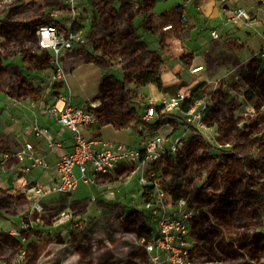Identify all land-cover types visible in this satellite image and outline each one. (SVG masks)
<instances>
[{"label":"crops","instance_id":"1","mask_svg":"<svg viewBox=\"0 0 264 264\" xmlns=\"http://www.w3.org/2000/svg\"><path fill=\"white\" fill-rule=\"evenodd\" d=\"M170 1L175 3L170 5ZM37 2L44 5L47 0H0V8H4L0 11V264L63 263V258L68 257L65 253H68L73 245L72 238H76L78 234V239L81 238V231L77 229L80 228L79 223L75 225L77 228L72 227L71 224L59 227V223L65 224L66 218H63L60 222L55 220L52 226L45 221L43 213L36 214L35 223L31 229L22 231L20 226L34 203L29 189L36 185L45 188L53 186L59 178L56 164L73 145L72 134L58 126L53 117H47L42 109L43 102L47 104L54 102V91L49 88L50 74L53 69L52 54L48 51L30 52L21 49L20 44L23 42L35 41V39L27 40L25 35L31 32L30 34L34 33L35 38L36 29L31 26L21 27L20 18L29 14L31 5ZM101 2H103L102 9ZM76 3L77 16L74 20L71 10L62 2L58 3L61 9L56 14L61 30L82 31L84 34L83 44L75 43L71 52H64L61 55L60 62L68 71V77L89 63L98 65V71L101 73L100 90L95 92L93 97L87 98L81 105L73 100L75 105L85 106L99 116L98 125L84 131L87 139L94 138L93 136L102 127L113 125L116 130L127 129L136 133L138 142L134 148L140 147L143 140L159 134L174 137L177 133H185L186 145L187 140L193 139L194 136L201 138L199 132L203 130L193 128L187 130L185 115L180 110L167 112L168 116L159 125L156 124L158 118L165 114L160 111L155 119L149 122L144 121L150 101H153L154 106L159 110L164 102L178 92L186 93L188 96L195 89L203 92L217 80H223L220 90H229L228 86H235L245 81L238 77L241 71L256 69L254 67L257 62L262 60L257 56L259 53L249 48V42H251L249 30L251 27L264 25V0H229L227 2L222 0H141L138 9H135L131 0L100 2L76 0ZM182 6H185L189 17L186 35L181 40L176 37L174 30L168 31L171 37H165L158 30L160 29L158 22L164 15L172 18L174 10ZM238 8L245 9L254 22L245 25L242 20L236 19ZM167 25L170 24L164 23L162 30ZM179 27V30L182 29L181 20ZM3 28L5 30L1 32ZM23 28L26 29V33ZM214 34L218 38H214ZM15 44H19L18 47ZM115 48H120V55L115 54ZM34 53L48 56L47 62L43 63L38 57L31 58L30 63L27 62V55ZM92 58L96 61H91ZM239 63H245L240 72L235 70ZM124 67L128 69L133 67L136 74L140 75V80L126 81L123 75ZM200 67H202L200 71L191 73L192 70ZM149 77L159 80L161 88L155 82H147ZM105 79H107L106 82ZM103 83L114 90L120 87L122 96L129 92V87L135 85L137 87L135 98L126 100V105L117 109L120 112L113 108L106 110L102 102L95 99L100 95ZM67 85L69 87L68 81ZM149 87L158 89L169 98L160 101L151 98L145 92V89ZM113 91L108 94L114 95ZM143 99L144 101L140 102ZM99 111H102V114ZM226 115L229 116L231 113L226 112ZM34 127L48 129L58 146L51 149L45 139L36 138ZM27 142L33 144V153L36 156L44 157L48 161L49 170L36 169L29 173L19 171L21 165L11 154L19 151ZM177 156L156 163L175 160ZM129 168L133 167L122 165L110 174L98 178L93 185L81 183L84 189H81L79 185L76 192L70 196L71 198H68L79 206L93 199V204L84 214V217L89 219L90 227L97 223L107 225L109 228L113 222V210H120L121 213L126 208L125 204L128 205L129 201L125 193L131 190L129 187L132 180L127 182V185L121 188V193L116 194L115 197L109 196L111 191L109 189L110 186L120 184L118 183V180H121L120 171H126ZM75 172L79 175L77 169ZM24 183L28 184V188L22 187ZM214 186L216 187L215 183ZM228 188L229 179L225 177L220 187H216V191L222 192V196H225ZM182 192L184 195L181 197L188 201L190 196H193L184 190ZM208 192V190L203 191V193ZM149 199L150 196L146 195L143 209L140 211L146 218L149 212L145 205ZM65 200V196L51 193L45 196L41 203L45 208L53 202V206L61 202L59 206L63 207ZM238 200L247 210L251 206H256L241 202V196ZM189 202L194 207L193 201ZM61 210V213L66 216V211L63 208ZM125 211L128 212L129 209ZM149 223L148 236L153 232L152 222ZM261 230L264 235V226H261L258 231L261 232ZM56 238L58 247L54 241ZM77 247V252L80 253L79 248L83 246L77 245Z\"/></svg>","mask_w":264,"mask_h":264},{"label":"rangeland","instance_id":"2","mask_svg":"<svg viewBox=\"0 0 264 264\" xmlns=\"http://www.w3.org/2000/svg\"><path fill=\"white\" fill-rule=\"evenodd\" d=\"M58 3L57 0H47L44 5L39 2L31 5L30 13L20 18L21 27L31 26L37 30L42 23L50 19V14L58 13L61 9ZM174 3L175 1L169 2L170 5ZM102 5L103 2L100 3L101 9ZM2 10L4 8H0V11ZM4 30L5 28L1 32ZM23 31L27 32L26 29ZM249 32V48L255 53H260L264 47V25L251 27ZM30 33L28 32L25 38L35 39L34 33ZM115 51L117 56L120 55V48H115ZM36 57L43 63L48 58L46 55L34 53L27 55L26 61L37 59ZM91 61L96 60L92 58ZM97 66L89 63L67 79L72 99L78 105L100 90L101 73ZM254 68L256 69L247 72L239 71V79H245L238 83L239 86L235 84L228 86L229 90H220L223 80H217V85L214 82L203 91L205 100H209V107L203 116L205 127L199 132L201 138L194 136L193 139L187 140L184 150L175 160L150 164L140 170L133 167L120 171V184L108 189L119 194L121 188L132 180L129 187L131 190L125 193L129 202L128 205L125 204L126 208L124 206L129 209L130 214H127L125 209L121 213L120 210L114 209L113 222L109 228L97 223L90 227L89 219L85 218L84 214L90 209L93 199L79 206L66 197L63 207L59 206L61 202L56 206H53V202L44 208L43 217L52 226L55 220L60 222L63 218H66L65 224L59 223V227L71 224L77 228L75 225L78 223L83 226L82 229L77 228L81 231V238L78 239L79 234L72 238L73 245L68 253H65L68 257L65 256L63 263L59 264H151L150 255L141 242L143 237H149L148 224L151 221L140 211L143 209L145 196L152 190V183H158L166 191L170 203L184 199L197 213L191 222L188 237L183 240L184 248L194 263L264 264V235L262 230L258 231L264 226L263 214L256 206L245 209L238 200L247 183L254 185L264 195V58L258 61ZM123 75L126 81L140 80V75L136 74L133 67H124ZM129 89V92L122 96L120 87L114 90L106 84L95 99L100 100L106 110L121 109L126 105V100L135 98L137 87L134 85ZM112 91L114 95H109ZM145 92L157 101L169 98L156 88H146ZM143 101L144 99L140 100ZM226 112L231 115H226ZM99 113L102 114V111ZM93 137L133 147H136L138 142L135 132L127 129L116 130L113 125L102 127ZM247 153L253 156L255 161H247L245 165L242 159L246 158ZM234 154L237 157L233 156ZM142 176L148 180L147 188L140 184ZM225 177L229 179V188L226 195L222 196L223 193L217 192L216 187H220ZM81 183V189H84ZM183 190L193 195L190 200L193 201L194 207L190 200L181 197L184 195ZM204 190L209 192L203 193ZM62 208L68 216L61 213ZM54 241L57 244V238ZM63 242L65 243L64 240ZM77 245L83 246L79 248L80 253L77 252Z\"/></svg>","mask_w":264,"mask_h":264},{"label":"built area","instance_id":"3","mask_svg":"<svg viewBox=\"0 0 264 264\" xmlns=\"http://www.w3.org/2000/svg\"><path fill=\"white\" fill-rule=\"evenodd\" d=\"M57 1L64 3L71 10L74 20L77 16L76 0ZM131 1L135 9L140 8L141 0ZM186 12L185 6H182L180 15L182 30H186L189 24ZM57 18L56 13L50 14V19L37 28L35 41H25L20 45L22 50L48 51L52 54L53 69L50 74L49 88L54 91V102L48 104L43 102L42 109L47 117H53L58 126L67 129L72 134L73 145L71 150L61 156L56 164L59 174L58 181L51 187L36 185L29 189L34 203L20 224L22 231L31 229L35 223L36 214L44 212L41 201L45 196L59 193L70 197L76 192L81 182L93 185L98 178L110 174L122 165H130L135 170L144 169L147 165L179 155L185 148V133H177L174 137L159 134L143 140L138 148L103 141L100 138L87 139L84 136V131L98 125L100 119L92 110L74 104L67 85L69 73L60 62L62 53L71 52L75 43H84V34L82 31L61 30ZM235 18L242 20L245 25L254 22V19L243 8L237 9ZM163 31H174V27L167 25ZM213 36L218 38L216 34ZM16 44L15 46L18 47L19 44ZM257 56L264 58V48ZM244 66L245 63H239L235 70L240 71ZM201 69L202 67L194 69L191 73H196ZM215 83L218 84V82ZM188 97L186 93L178 92L176 96L164 102L160 113L180 110L185 115L187 130L192 128L203 130L205 127L203 116L209 107V100L203 98L185 111L182 106ZM158 112L154 102L150 101L143 118L144 121L149 122L155 119ZM34 134L36 138L45 139L51 149L58 146L48 129L34 127ZM33 150V144L27 142L19 151L11 154L21 165L19 171L29 173L36 169L49 170L48 161L44 157L36 156ZM76 169L79 175L75 172ZM140 184L145 188L149 186L144 176L140 178ZM22 187L26 189L28 184L24 183ZM151 187L152 190L147 194L150 199L146 202L145 208L149 212L147 220L152 222L153 232L149 237L141 239L145 251L150 255L151 264H196L184 248L183 240L187 237L191 222L196 218L197 213L184 199L170 203L166 191L158 183H152ZM116 194L114 190L109 192L111 197H115ZM79 227L82 228V226Z\"/></svg>","mask_w":264,"mask_h":264},{"label":"trees","instance_id":"4","mask_svg":"<svg viewBox=\"0 0 264 264\" xmlns=\"http://www.w3.org/2000/svg\"><path fill=\"white\" fill-rule=\"evenodd\" d=\"M158 1V0H157ZM181 8L182 7H177L176 10H174L172 18L171 16L168 17L167 15H164L162 17V19L158 22V25L160 27V29H158L160 32H162L164 34L165 37H171V34H169V32H164L162 30V25L165 24H170L174 27V30L176 32V37L181 39L186 35L187 33V29L186 30H179V22L181 20L180 15H181ZM107 79H105L106 82ZM155 82L158 84V86L161 88V83L159 80L154 79L153 77H149L147 79V82ZM106 83H103V88H105ZM205 97V95L203 94L202 91H200L199 89H195L190 95L189 97L184 101L182 109L183 110H188L190 108L191 105H193L195 102L202 100ZM160 111V109L158 110ZM168 116L167 113L161 115L158 120H157V125L161 124V122L163 121V119ZM233 156L237 157L236 154H234ZM244 161L245 164H247V161H255L254 157L251 156L250 154H246V158L244 157L242 159ZM226 181H224V184L226 186ZM241 196V202L243 203H248V204H254L256 205L261 212L264 215V195L257 190V188L250 184L247 183L246 187L243 191H241L240 193Z\"/></svg>","mask_w":264,"mask_h":264},{"label":"bare ground","instance_id":"5","mask_svg":"<svg viewBox=\"0 0 264 264\" xmlns=\"http://www.w3.org/2000/svg\"><path fill=\"white\" fill-rule=\"evenodd\" d=\"M198 71H200V70H198Z\"/></svg>","mask_w":264,"mask_h":264}]
</instances>
